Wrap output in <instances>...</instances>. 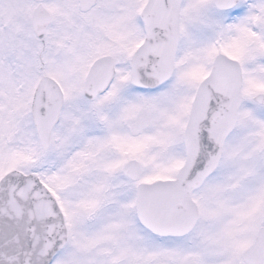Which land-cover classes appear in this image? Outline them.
<instances>
[{"label": "snow or ice", "instance_id": "snow-or-ice-1", "mask_svg": "<svg viewBox=\"0 0 264 264\" xmlns=\"http://www.w3.org/2000/svg\"><path fill=\"white\" fill-rule=\"evenodd\" d=\"M0 264H264V0H0Z\"/></svg>", "mask_w": 264, "mask_h": 264}]
</instances>
